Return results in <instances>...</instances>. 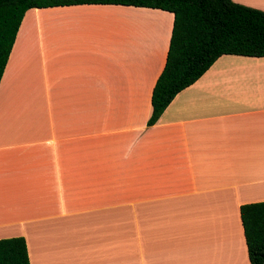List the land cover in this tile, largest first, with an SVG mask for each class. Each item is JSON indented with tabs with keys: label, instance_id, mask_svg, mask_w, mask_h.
I'll list each match as a JSON object with an SVG mask.
<instances>
[{
	"label": "crops",
	"instance_id": "obj_1",
	"mask_svg": "<svg viewBox=\"0 0 264 264\" xmlns=\"http://www.w3.org/2000/svg\"><path fill=\"white\" fill-rule=\"evenodd\" d=\"M172 24L121 4L25 12L0 79V238L23 236L30 264H250L264 56H219L148 125Z\"/></svg>",
	"mask_w": 264,
	"mask_h": 264
},
{
	"label": "trees",
	"instance_id": "obj_2",
	"mask_svg": "<svg viewBox=\"0 0 264 264\" xmlns=\"http://www.w3.org/2000/svg\"><path fill=\"white\" fill-rule=\"evenodd\" d=\"M77 4L131 5L173 14L165 64L152 89L148 125L219 56H264V11L233 0H0V79L27 10ZM239 212L249 262L264 264V201L241 204ZM0 264H30L23 236L0 238Z\"/></svg>",
	"mask_w": 264,
	"mask_h": 264
}]
</instances>
